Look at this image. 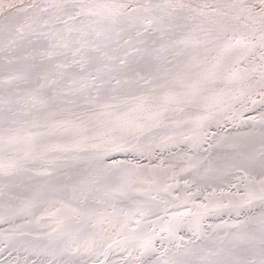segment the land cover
Masks as SVG:
<instances>
[{"label":"snow or ice","instance_id":"snow-or-ice-1","mask_svg":"<svg viewBox=\"0 0 264 264\" xmlns=\"http://www.w3.org/2000/svg\"><path fill=\"white\" fill-rule=\"evenodd\" d=\"M0 43L9 53L0 65L4 74L0 79V177L10 179L20 173H32L54 178L56 182L28 185L21 192L34 190L53 207L58 204L52 216L65 208L73 217L107 216V223L117 235L126 227L119 216L127 217L128 213L123 209L117 212L114 198L150 195L151 186L143 193L134 185H129L126 193L117 192L111 177H132L139 166L130 160H113L111 164L105 161L114 152L138 150L140 137L152 128L142 119H123L127 113H121L115 102L117 96L113 95L119 89L111 86L113 81L121 84L118 75L135 71L132 66L141 62L147 69L154 66L153 62L172 64L166 69L169 78L162 85L168 91L160 97L171 107L154 114L165 119H171L169 112L183 114L198 107L205 91L201 85L217 82L211 79L216 69L227 72L242 91L258 92L264 98V0H64L43 5L36 0H0ZM205 53L214 61L211 68L206 64ZM169 56L176 62L168 60ZM124 83L135 81L126 78ZM105 128L107 131L102 130ZM77 152L90 155H70ZM243 162L254 165L255 157L243 154ZM62 163L75 170L63 173L75 184H65L56 175ZM259 167L261 178L249 177L243 196L249 203L259 199L264 205V135L260 139ZM245 176L249 174L245 172ZM101 185L103 195L98 196ZM255 185L259 186L258 191ZM65 191L71 192L76 207L60 198ZM9 198L26 199L15 192ZM97 205H108L112 211H101ZM196 207V213L189 209L174 213L169 220L163 216L157 219L179 223L186 216H198L199 209H206L207 205ZM145 214L141 212V216ZM136 223L139 226L140 221ZM237 227L239 231L227 248H195L187 253L195 257L193 260L158 258L155 264H264V211ZM101 229L107 230L103 223ZM152 235L158 234L153 231ZM95 243L93 239L89 246L85 241V250L92 252ZM114 243L117 242L107 244L98 255L106 257ZM80 247L77 244L72 255L79 253ZM153 247L150 236L143 241L140 257ZM128 256H132L131 250ZM137 264L144 261L138 257Z\"/></svg>","mask_w":264,"mask_h":264},{"label":"bare ground","instance_id":"bare-ground-1","mask_svg":"<svg viewBox=\"0 0 264 264\" xmlns=\"http://www.w3.org/2000/svg\"><path fill=\"white\" fill-rule=\"evenodd\" d=\"M123 2L129 0L116 1ZM198 2L199 0L196 1ZM8 56L9 53L4 51L0 43V65L5 63ZM133 56L137 54L133 53ZM168 60L176 62L171 56ZM206 63L211 68L214 62L208 63L207 60ZM153 64L151 69L145 68L144 62L134 64L132 67L135 71L126 70L123 75H118L120 85H116L115 81L111 85L119 89L113 95L122 96L115 102L119 103L120 108H128L123 119L138 122L142 119L146 126H152L151 131L140 137V144L144 143V148L114 152L105 161L111 164L113 160H130L132 164L139 166V171L132 177L120 174L111 177V183L117 192L126 193L129 185H134L143 193L151 186L150 195H137L131 199L117 195L114 198L117 212L123 209L128 213L127 217L119 216L120 223L126 227L120 229V234L117 235L107 223L109 217H73L67 208L52 216L51 213L59 207L58 204L53 207L34 190L21 192V188L28 185L38 187L46 182H56L54 178L34 176L32 173H20L10 179L2 177L0 182L20 187H11L0 193V246L4 244L15 256L0 260V264H68L69 261L74 264H99V261H105V264H137L138 257L144 264H155L158 258L193 260L195 257L187 255L190 250H219L221 247H229V242L239 231L237 226L264 211V205L259 199H253L249 203L243 196L249 177L255 180L261 178L259 160L260 139L264 135V104L260 105L259 102L264 103V98L260 97L255 101L249 95L230 103L232 96L242 90L232 82L227 72L216 69L215 81L219 83L206 87L198 100L204 106L187 109L183 114L169 112L167 115L171 119H165L154 114L161 112L164 107H171L164 104L160 97L168 91L162 85L169 78L166 69L172 68V64L167 61ZM3 75L0 72V79ZM126 78L135 83H124ZM145 80L150 83H145ZM224 91L226 101L208 105L211 103L210 98ZM194 111L200 117L197 123L184 125L178 121L181 117L192 115ZM210 115L214 117L210 118ZM102 130L107 131L106 128ZM243 154L254 156L255 164L250 166L244 163ZM70 155L84 157L90 153L77 152ZM74 171L62 163L56 175L61 177V182L73 185L75 181H68L63 173L71 174ZM245 172L249 174L248 177ZM142 181L147 184L141 183ZM258 188L255 185L256 191ZM12 192L26 199H10ZM96 195H103L102 185ZM60 198L72 207L77 206L70 191L61 193ZM32 203L35 207H32ZM197 205H207V208L199 209L196 217H184L182 222L163 223L157 219V216H163L165 220H169L174 213H184L189 209L196 213ZM96 207L101 211L107 209L108 213L112 211L108 205ZM141 212L146 214L141 216ZM137 221H140L139 226ZM101 223L106 231L101 229ZM92 224L97 227H91ZM153 231L158 235L153 236ZM150 236L154 247L140 257L143 241ZM93 239L96 241L94 250L86 251L85 241L92 246ZM113 241L117 243L113 244L106 257L98 255ZM77 244L81 246L80 252L72 255ZM129 250L132 251L131 257L128 256Z\"/></svg>","mask_w":264,"mask_h":264},{"label":"rangeland","instance_id":"rangeland-1","mask_svg":"<svg viewBox=\"0 0 264 264\" xmlns=\"http://www.w3.org/2000/svg\"><path fill=\"white\" fill-rule=\"evenodd\" d=\"M64 0H36L37 3H40V4H46V3H61L63 2ZM117 0H80V2H83V3H91V2H116ZM197 0H189V2L191 3H196ZM204 0H199L198 3H203ZM210 55H207V57H209ZM207 62V61H206ZM209 62H214V61H211V58L208 59V63ZM207 64V63H206ZM196 71H200L199 69H197ZM212 80H216L215 76H212L211 77ZM219 82H216V83H212V82H206L205 84H203V88L205 89L206 87L210 86V85H213V84H217ZM214 92H218V91H214ZM225 91L224 92H221L219 93V95H215L213 96L212 98L209 99V101L211 103H209L208 105H217V104H220L224 101H226V98H225ZM251 95L252 97L255 98V101L259 100L260 99V95L258 94V92H254V91H249L248 89H244V91H241V93H238L236 92L232 97V99L230 100V103H235L241 99H243L244 97H247ZM137 96V95H135ZM122 98V96H118L117 99H120ZM162 101V100H161ZM260 105L264 104L263 102H259ZM204 106V104L198 102V106ZM121 109V113H124L126 110H128L127 107H122L120 108ZM132 112V111H131ZM193 112V111H191ZM195 112V111H194ZM225 112H228V111H225ZM197 112L193 113L192 115H186L185 117H181L178 119V121H187L186 123H183V122H180L182 124H187V123H197L200 119H196L195 117L198 116ZM214 115H210V118H213ZM221 120H224V117H221ZM0 130H2V127H0ZM144 143L143 144H140L139 148H144L143 147ZM133 159V158H131ZM134 161V160H133ZM2 178V177H0ZM5 183H2L0 182V193H2L3 191H5L6 189H10L8 187H5ZM26 218H21V220H24ZM3 222H5V220H3ZM118 251H121V249H119ZM9 257H15L12 253H11V250L8 249L7 246H5L4 244H2V246H0V260H5Z\"/></svg>","mask_w":264,"mask_h":264}]
</instances>
